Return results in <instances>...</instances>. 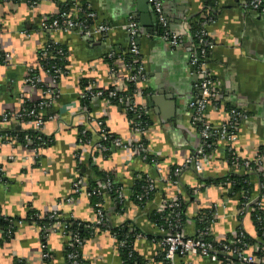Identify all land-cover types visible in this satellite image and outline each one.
<instances>
[{"label":"crops","instance_id":"1","mask_svg":"<svg viewBox=\"0 0 264 264\" xmlns=\"http://www.w3.org/2000/svg\"><path fill=\"white\" fill-rule=\"evenodd\" d=\"M80 1L88 4L98 22L116 27L106 40L96 36L84 40L72 30H39L40 21L60 13L64 0H38L35 5L25 0H0V220L14 225L12 235L6 236L0 222V264H65L68 233L25 220L30 210L41 216L56 212L63 221L86 229L81 256L87 264H122L120 241L113 231L123 227L138 232L132 251L145 264H166L161 236L169 226L151 220L164 200L183 204L174 227L184 236L194 237L199 231L198 217L210 211L205 228L214 243L231 240L238 229L262 242L251 213L256 202L264 213V181L255 173L232 169L223 146L199 172L190 166L181 172L177 184L168 181L172 169L199 146L186 109L199 97L197 79L188 63L194 45L189 27L206 0H157L167 30L179 37L177 46L161 40L163 29L149 0ZM215 1V19L206 26L213 43L206 69L216 80L218 96L217 106H209L206 118L219 126L227 119L228 107L243 111L246 119L240 124L234 148L240 157L253 158L264 147V15L243 9L238 0ZM132 21L139 27L137 44L146 72L137 88L147 91L136 97V102L150 113V127L143 137L152 160L123 149L96 152L92 144L99 138L90 125L98 127V122L128 146L141 143V136L133 132L127 111L119 103L104 96L87 101L80 97L89 88L105 91L114 86L104 57L115 59L125 54L128 41L122 27ZM48 41L63 48L65 70L55 83L39 71L44 88L30 86L25 81L28 69L37 68V53ZM114 64L122 73V63ZM116 86L122 90L126 84L119 81ZM46 89L51 94H46ZM23 101L48 102L39 113L46 146L39 147L38 141L27 145L26 135L36 141L33 127L13 119L1 121L4 114L18 113ZM259 171L264 177V165ZM136 175L152 181L155 190L144 194ZM246 175L252 205L240 215V194H233L231 183H215ZM76 180L82 183L81 191L73 196ZM117 187H122V201L116 198ZM136 188L142 190L137 204L132 200ZM96 190L95 196L90 195ZM69 197H73L71 202L66 201ZM44 251L49 260L43 258ZM224 257L212 261L177 256L175 264H226Z\"/></svg>","mask_w":264,"mask_h":264},{"label":"built area","instance_id":"2","mask_svg":"<svg viewBox=\"0 0 264 264\" xmlns=\"http://www.w3.org/2000/svg\"><path fill=\"white\" fill-rule=\"evenodd\" d=\"M26 1V0H25ZM153 6L154 12L162 27V36L160 37L163 42L168 43L170 46H177L179 37L175 34L170 33L167 30V26L164 19V14L161 11V5L157 0H149ZM38 0H32L29 2L35 5ZM238 3L245 10H251L264 15V0H238ZM204 31L196 33V49L191 52L189 56V65L194 70L196 76L197 88L199 90V97L194 98L187 104V113L189 117V123L191 127L197 128V134L199 136V146L195 152L188 159L183 161L181 165H176L171 172V178L168 180L174 185L178 183L177 178L181 172L189 168L194 167V171L199 172L202 167L209 165L210 153H214L220 146L225 149L226 155L230 158L226 159L227 164L232 169H242L246 172H259L260 168L264 165V151L255 155L253 158H242L240 157L234 148L237 133L240 128L242 121L246 119V115L243 111L237 108L227 109V119L219 126H215L208 122L206 118V111L209 106H213L218 96V88L216 80L206 69V61L208 52L213 48V43L210 40L207 30L206 23H200ZM39 30L45 31L46 33H52L55 31H67L72 30L76 35L84 40L90 37H99L102 40H106L110 33L116 29V27L101 23L97 21L96 14L92 11L88 4L81 3L80 0H64L63 8L60 13L50 19H44L39 23ZM128 41V50L125 54H129L133 61L130 63L125 62L124 55L120 56V63H122V73L117 68L116 64H111L108 69L113 77L114 88L119 91L116 86L119 81L124 84L135 85L134 93L128 98H118L119 105L125 107L127 112H130L131 117L128 122L134 133L138 135H144L149 127H143L141 118L142 116L150 117L149 111L142 105L137 104L136 97H139L142 92L137 88V83L144 81L146 78V72L141 62V56L138 49L137 39L139 34L138 24L135 22H129L122 27ZM52 45H46L43 49L38 52V58L42 59V63H38L37 68L28 69V78L25 81L33 87L44 88L41 84L39 77V71L44 72L48 75L52 82L55 83L58 77L65 70L59 62L62 59L65 60V52L61 46L51 42ZM112 55L110 54L109 57ZM52 62L51 60H55ZM122 75V77H120ZM46 94H51L49 89L45 90ZM102 90L89 88L87 92L81 94V98L86 100L90 98H98L103 96ZM109 98L116 96L114 92H109L107 95ZM90 97V98H89ZM48 105L47 101H41L36 104H29L27 101H23V105L18 113L13 116L4 114L1 116L2 122H9L10 120H16L22 125H29L33 127V132L37 135L36 141L26 135L25 141L27 145H34V142H39L40 146H46L47 141L43 140L40 128L44 124L43 118L40 116V111L46 108ZM98 127L90 125V131L93 134H98L99 140L92 144V148L99 153H106L113 149H123L132 151L135 155H140L143 158H151L152 156L146 150L143 143H137L135 146H128L118 137L110 134L100 122L97 124ZM145 132H144V130ZM141 142V141H140ZM132 148V149H131ZM34 154H37V149H34ZM149 154V155H148ZM2 174V168H0V176ZM263 177V175H262ZM135 181L137 183L145 182L143 186V193L148 195L155 190V184L142 177V175H136ZM226 184L230 183H224ZM81 181L76 180L72 183V195H78L81 191ZM230 186V185H229ZM248 186V185H247ZM98 190L92 191L90 195H96ZM116 198L118 201H122V187L116 188ZM142 195V190L141 194ZM240 199L242 202L239 204V212L242 215L247 208L252 205L249 197V190H245L240 193ZM139 198V197H137ZM73 197H69L66 201L71 202ZM180 203L175 200H164L159 208V213L166 211L165 226L169 228V231H165L161 240V245L164 248V261L166 264H175L177 256H196L206 258L212 261L219 260L220 257L225 255L226 264H264V243L255 242L253 244H247L245 242V234L242 230L238 229L237 234L229 241L222 242L220 250H216L211 244H209L205 237L209 236V232L206 228L199 230L194 237H186L178 228L174 227V224L178 222L180 218ZM253 207H256L262 212L260 203L256 202ZM100 215L101 213L98 212ZM56 212H52L46 216H41L38 213L34 216L35 221L45 220L49 222L44 228L53 227L58 231H64L68 233L69 241L67 242L66 249L68 253L65 257V264H81V247L83 240L78 233L68 231L69 225L66 224ZM31 223L34 222L32 219L29 220ZM21 223V222H18ZM14 230V225L9 222V227L5 231L6 236H11ZM125 246L124 242L119 243V248ZM242 247V249H240ZM80 249V250H79ZM43 258L49 260L50 255L47 251H44ZM22 264V263H21Z\"/></svg>","mask_w":264,"mask_h":264},{"label":"trees","instance_id":"3","mask_svg":"<svg viewBox=\"0 0 264 264\" xmlns=\"http://www.w3.org/2000/svg\"><path fill=\"white\" fill-rule=\"evenodd\" d=\"M10 1H17V0H10ZM32 0H26V2L29 4V2H31ZM217 10V5H216V1L215 0H206L204 2V7L202 12L196 16L190 23V27H189V33L191 35V37L193 38L194 41V45H193V51L196 49V45H197V41H196V33L197 32H201L204 31V29L201 27L200 23L205 22L206 25L211 24L214 19L216 14L214 13V11ZM160 37L162 36V30L160 31ZM52 41H48V45H52L51 43ZM63 49V48H62ZM210 53V51L208 52V54ZM38 54V53H37ZM125 58V62L130 63L131 61H133V59L131 58V56L129 54H125L124 55ZM38 63H42V59L39 57L38 58ZM207 59H208V55H207ZM104 61L108 64V66H110L113 63H120V57H116L115 59L113 58H107L104 57ZM55 62V61H54ZM59 65H62V67H64V63L63 62H59ZM135 85L133 84H127L126 87L122 90L117 91L114 87L108 88L107 90H103V96L108 98V93L109 92H114L116 94L115 97L113 98H109V100H111L113 103H118V98H128L129 96H131L134 93L135 90ZM145 92V93H144ZM146 90L143 91L142 93L145 95L146 94ZM142 94V95H143ZM214 106L216 107V102L214 103ZM232 107H228L227 109H230ZM128 119L131 117L130 112H126ZM142 121V125L143 127H150V119L147 116H142L141 118ZM192 129H194V131L197 132V128L196 127H192ZM144 130V129H143ZM146 130V129H145ZM144 130V132H145ZM140 141L141 143L145 144V140L143 135H141L140 137ZM264 151V147L260 148L257 152L256 155L261 154ZM214 153H210V156ZM226 159H229L230 157L228 155H225ZM146 159L149 160V157H147ZM248 159V158H247ZM250 159V158H249ZM174 169V168H173ZM172 169V170H173ZM262 170V169H261ZM255 174L258 176V178L261 180V182L264 181V177H262V172H255ZM228 183L232 184V191L233 194H240L241 192H244L245 190L248 189V176H243V177H239V178H235V177H229L227 178ZM233 182L235 184H233ZM225 181L223 182L222 180H218L216 181L215 184L217 185H222L224 184ZM141 186L145 185V182H141L139 183ZM141 192V190H139L138 188H136L134 190V195L132 197V200L137 204V195H139ZM242 202V200L240 199V203ZM182 203H180L181 205ZM183 205V204H182ZM99 210V209H98ZM182 211V206L180 207V213ZM37 214V212L30 210L28 212V215L26 217L25 220L29 221L30 219H32V221H34L37 225H39L40 227L44 228L45 226H47L49 224V222L45 221V220H37L35 221L34 216ZM207 216L211 219V212L210 211H204V213L202 215H200L198 217V222H199V230L200 229H204L205 226H207ZM166 211L162 212V213H158L157 215H152L151 216V220L155 221V223H158L159 225L165 226V219H166ZM251 220L252 223L254 225V228L257 232V238H259L260 241L264 242V213L259 211L256 207H253V212L251 213ZM2 220H0L1 222ZM211 221V220H208ZM2 224L4 226L3 231H6L9 227V224L7 221H2ZM66 224L69 225L68 227V231L70 230L73 232H76L79 234V236L81 237L82 240L86 239L88 234L86 231V229H83V227L81 226H77V224L75 222L72 221H68L66 222ZM203 227V228H202ZM179 230V229H178ZM114 234L115 236L118 238L117 240L120 242H124L125 246L120 247V257H121V261L122 264H145L144 260L141 259L140 257L137 256L136 253H134L132 251V242H133V238L136 237L138 235V232L136 230H134L133 227H123V228H117L114 229ZM238 232V230H237ZM245 242L247 244H253L256 241L253 240L252 238H250L249 236H245ZM205 240L211 244L216 250H220V246H218L220 243H214L212 241V239L207 236L205 237ZM240 249H242V247H240ZM80 250V249H79ZM68 253V249L65 248L64 251V257H66V254ZM81 253V251H80ZM80 263L81 264H87L83 257H81L80 259Z\"/></svg>","mask_w":264,"mask_h":264},{"label":"rangeland","instance_id":"4","mask_svg":"<svg viewBox=\"0 0 264 264\" xmlns=\"http://www.w3.org/2000/svg\"><path fill=\"white\" fill-rule=\"evenodd\" d=\"M59 217H61V216H59ZM61 219H64V218L61 217ZM186 237H187V236H186ZM185 257H189V256H185Z\"/></svg>","mask_w":264,"mask_h":264},{"label":"water","instance_id":"5","mask_svg":"<svg viewBox=\"0 0 264 264\" xmlns=\"http://www.w3.org/2000/svg\"><path fill=\"white\" fill-rule=\"evenodd\" d=\"M138 42V41H137ZM159 94H162V93H159Z\"/></svg>","mask_w":264,"mask_h":264}]
</instances>
